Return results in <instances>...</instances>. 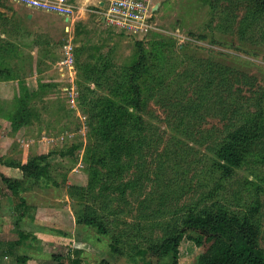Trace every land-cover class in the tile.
Listing matches in <instances>:
<instances>
[{"label": "rangeland", "instance_id": "374dc122", "mask_svg": "<svg viewBox=\"0 0 264 264\" xmlns=\"http://www.w3.org/2000/svg\"><path fill=\"white\" fill-rule=\"evenodd\" d=\"M148 1L152 30L130 37L103 25L100 5L108 0H70L72 34L60 16L34 12L28 20L29 10L0 0V180L19 181L26 207L17 197L0 205L8 208L7 226L15 225L9 241L0 242V264H19L17 257L30 258L25 264H71L74 251L80 264H145L129 258L135 247L159 240L161 226L199 200L250 209L264 251V162H256L264 154V47L254 32L263 14L252 0ZM67 43L74 66L60 70ZM202 64L228 68L229 83L208 93L211 101L177 134L181 118L149 97L172 96L179 85L194 108L199 95L192 91L205 76H187ZM36 70L43 72L37 80L27 77ZM134 83L149 96L142 106L148 127L142 138L123 140ZM253 121L260 124L259 154L227 179L211 173L214 143ZM40 155H49V178L34 181L6 169L7 162ZM85 213L108 222L111 234L78 224ZM139 227L140 238L126 236ZM113 235L124 256L111 254ZM204 251L183 239L178 264H197Z\"/></svg>", "mask_w": 264, "mask_h": 264}, {"label": "trees", "instance_id": "16d2710c", "mask_svg": "<svg viewBox=\"0 0 264 264\" xmlns=\"http://www.w3.org/2000/svg\"><path fill=\"white\" fill-rule=\"evenodd\" d=\"M217 1L222 0H214L213 2L215 3ZM223 1H228L230 4L233 2V0ZM252 1L257 10L263 14V23L260 25V29L258 26L254 29V32H258L260 37L259 42L264 47V0ZM253 21L257 22V19ZM243 33L245 34V32ZM1 57L2 54L0 55ZM159 64L163 68V61H159ZM138 65L139 63L137 62L130 68L132 73L131 78L136 73ZM160 72L164 74V71L161 70ZM200 73L205 76V80L201 83V79L196 84V89L192 91L194 95H199L198 100L192 102V105L195 106L194 108L192 106L188 108L191 102L184 101V90L179 85L172 96L166 92H158L154 96L149 97L146 91L141 89L139 83H134L129 101V105L134 113L127 112L124 114V118L127 119L126 115L129 118L126 127L121 132V138L123 140H127V138L135 139V135H139V133L147 130L148 124L142 117V106L145 99L148 100L149 98H153L162 107L167 106V111L170 113L173 112L174 116L181 118L180 128L176 130V133L180 134L183 131L182 124L189 120L191 115L198 114L204 109L205 106L203 105L205 103H208L209 100L211 101L208 98V93L215 92L217 94L222 86L228 85L229 81L227 76L232 71L220 64H215L214 66L209 65L208 67L202 64L195 71L188 73L187 77L192 78L191 76H198ZM187 111H189L188 114ZM253 122L250 127L245 122L237 129L228 131L221 141L214 143V147L212 148L211 173H216L220 175V178L227 179L234 174L235 170L240 169L248 162L247 160L250 155L252 156L255 153L259 154L261 148H257L258 143L256 141L260 135L256 130L260 124L255 121ZM127 128H130L131 131L124 135ZM124 136L127 137L124 139ZM139 137L142 138L141 135ZM69 154L71 153L69 152ZM167 156L169 159L168 154ZM48 157L49 155L31 157L25 163L7 162L6 166L20 170L25 179L39 181L42 178H49V166L46 163ZM259 158L262 161L257 160L256 162H264V154ZM175 162H177V159H175ZM1 181L11 196L20 199L21 203L19 207L24 208L25 202L19 197V181L2 175ZM207 197L211 198L212 194L210 193ZM184 210L185 212L182 215H175L176 217L174 216L169 219L170 222L168 221L161 226L165 227L162 230L163 235L159 240L152 241L149 239L146 245L135 247L136 251L129 255V258L135 262L136 257H143L145 264H152V262H155L154 264H178L180 243L183 239H187L192 241L197 247L205 248V251L198 258L197 264H264V251L257 245L258 228L256 219L253 215L249 214L250 209L244 213H240L231 210L230 207L221 203L206 204L199 200L198 203ZM22 215L24 216V213ZM76 222L87 227L95 228L96 232L100 235L108 236L111 234V229L107 225L108 222H101V218L89 216L88 213H85ZM131 234L134 236H126L138 239L141 237L142 230L139 227L137 231ZM19 236L21 239L27 237L22 233H19ZM110 238L112 240L109 245L111 254L117 257L124 256L122 249L117 244L120 242L119 239L115 238L114 235L110 236ZM79 255L80 251H74L71 264H80L78 259ZM57 258L59 260V257ZM147 259L149 261L146 262ZM27 260V257L17 258V262L22 264H25ZM57 264L63 263L59 261ZM98 264H111V261L101 259Z\"/></svg>", "mask_w": 264, "mask_h": 264}, {"label": "built area", "instance_id": "2783aa9c", "mask_svg": "<svg viewBox=\"0 0 264 264\" xmlns=\"http://www.w3.org/2000/svg\"><path fill=\"white\" fill-rule=\"evenodd\" d=\"M31 12L52 14L64 18L67 33L72 34L74 10L70 0H10ZM101 20L103 25L117 32L130 36L141 37L152 30L149 20L153 13L148 0H108L102 3ZM69 42V40H68ZM73 47L67 43L62 47L64 57L58 63L60 70H71L74 66ZM72 76V73H68ZM72 94V93H71Z\"/></svg>", "mask_w": 264, "mask_h": 264}, {"label": "crops", "instance_id": "0c3cea01", "mask_svg": "<svg viewBox=\"0 0 264 264\" xmlns=\"http://www.w3.org/2000/svg\"><path fill=\"white\" fill-rule=\"evenodd\" d=\"M102 3L103 2H101V5L100 6H102ZM81 11V10H80ZM33 13L34 12H31V11H29V13H28V16H27V19L28 20H31L32 18H34V15H33ZM41 14V13H40ZM44 14V13H43ZM56 16V15H55ZM43 74V72H42V70H36V71H31L29 74H27V77H29L30 79H34V80H37V78L38 77H40L41 75ZM7 170H9L10 172H12V171H15V174H17V175H19V172H20V170H18V169H16V168H12V167H7L6 168ZM20 174H22L21 172H20ZM7 178H10V177H7ZM1 181V180H0ZM4 189H3V187H2V183H1V185H0V205L2 204V206L4 205V204H7L8 202H10V200H12L11 198L13 197V196H11V194L9 195V194H7V192L6 191H3ZM21 196V195H20ZM22 198V197H21ZM3 199V200H2ZM2 201H4L3 203H2ZM6 202V203H5ZM7 211H8V208L6 209H0V216H1V218L2 219H0V242H3V241H5V240H7V241H9V239H10V233H9V231H11V229H12V231H14V227H15V225H10V227L9 226H7V222H8V220L10 219L9 218V213H7ZM8 219V220H7ZM7 227H8V229H7ZM9 230V231H8ZM6 241V242H7ZM7 253V252H6ZM9 254V253H8ZM18 258V257H17ZM17 258H16V262H17ZM29 259L30 258H28V260L27 261H29ZM35 259V258H34ZM39 260V259H38ZM17 263H19V262H17ZM19 264H21V263H19Z\"/></svg>", "mask_w": 264, "mask_h": 264}]
</instances>
